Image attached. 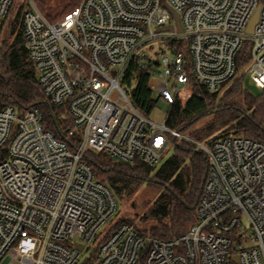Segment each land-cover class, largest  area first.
I'll list each match as a JSON object with an SVG mask.
<instances>
[{
  "label": "built area",
  "instance_id": "2783aa9c",
  "mask_svg": "<svg viewBox=\"0 0 264 264\" xmlns=\"http://www.w3.org/2000/svg\"><path fill=\"white\" fill-rule=\"evenodd\" d=\"M14 2L0 0V38ZM20 11L38 82L71 117L68 135L78 140L71 148L46 130L38 107L21 117L13 105L0 107V264H264V143L233 134L190 140L143 114L122 85L138 48L169 35L187 53L170 46L153 65L151 79H168L150 85L155 98L189 97L190 74L219 90L234 79L246 43L247 71L264 88V0H81L56 21L33 0ZM168 26L175 30L159 31ZM171 138L208 159L196 222L171 239L117 225V197L88 152L157 166Z\"/></svg>",
  "mask_w": 264,
  "mask_h": 264
},
{
  "label": "trees",
  "instance_id": "16d2710c",
  "mask_svg": "<svg viewBox=\"0 0 264 264\" xmlns=\"http://www.w3.org/2000/svg\"><path fill=\"white\" fill-rule=\"evenodd\" d=\"M42 13L56 21L79 5L81 0H68L55 15L46 12L45 3L35 0ZM21 11L8 35L0 38V107L13 105L19 110L38 107L42 113L43 127L56 138L75 147L77 137L68 135L73 126L71 117L62 107L55 106L45 95L38 82L37 73L29 57L23 38ZM4 34V33H3ZM3 36V35H2ZM2 40V41H1ZM171 47L186 54L185 42H172ZM250 47L246 43L236 57V75L217 91H209L190 74L189 97L178 95L170 107L166 123L181 133L201 118L210 119L194 136L204 143L229 134L244 136L264 143V88L260 96L246 86V72L250 63ZM142 58L131 60L122 80L133 104L143 114L154 109L157 98L150 89L152 67L158 61H148L142 66ZM173 154L160 166H151L139 160L128 163L108 157L104 153L88 152L87 158L96 176L102 180L118 199L134 194L149 179L161 188L154 198L144 220H151L143 233L161 239L178 237L189 230L197 220V206L203 194L209 163L205 154L185 140H174ZM138 222L120 217L117 225Z\"/></svg>",
  "mask_w": 264,
  "mask_h": 264
},
{
  "label": "rangeland",
  "instance_id": "374dc122",
  "mask_svg": "<svg viewBox=\"0 0 264 264\" xmlns=\"http://www.w3.org/2000/svg\"><path fill=\"white\" fill-rule=\"evenodd\" d=\"M45 3L46 12H50L51 15L55 16L63 6L68 2V0H42ZM33 2L36 4L35 0ZM30 0H15L11 11L9 13L8 18L6 19L4 34L2 36V40L8 35L10 28L16 22V16L20 11L21 7H24V10L27 9ZM37 6V4H36ZM38 7V6H37ZM39 8V7H38ZM40 9V8H39ZM66 14V13H65ZM60 19V18H59ZM1 40V41H2ZM173 38L169 35H162L159 39H155L149 41L146 44H143L141 47L138 48L137 54L143 59V61H160L162 59V55L164 53L168 54V48L171 46ZM162 70V65L158 69ZM246 86L247 88L256 96H260L262 92V88L257 87L251 81L250 72H246ZM167 78H160L157 74L153 76L151 79L150 85L153 88H156L160 82H166ZM169 103L164 101L163 99L157 98V103L152 110V112L146 115L151 120L164 123L166 122L167 113L169 110ZM23 114V110H17V116L21 117ZM210 119L209 116H205L201 118L198 122H196L193 126L187 128L183 131V135L193 141H200L197 140L194 136V132L197 131L200 127H202L208 120ZM188 140V141H190ZM191 142V141H190ZM175 146L173 138L170 139L169 147L165 151L162 160L158 163L160 166L167 158H169L173 154V147ZM161 188L154 180H148L147 182L143 183L139 186L138 190L132 194L127 195L121 199L117 198V210L114 216V220H117L120 217L128 218L134 220L139 223V225L143 227H149L153 221L151 220H144V216L147 214L154 198L158 194Z\"/></svg>",
  "mask_w": 264,
  "mask_h": 264
},
{
  "label": "water",
  "instance_id": "95a60500",
  "mask_svg": "<svg viewBox=\"0 0 264 264\" xmlns=\"http://www.w3.org/2000/svg\"><path fill=\"white\" fill-rule=\"evenodd\" d=\"M259 10H260V5L258 6L253 18L251 19L248 28H247V32L248 33H252L254 30V25L258 20V15H259ZM171 11L173 12L175 19H176V23H177V32L182 33L183 32V27L180 23V18L179 15L173 10L171 9ZM174 26H168V27H164V28H160L159 31H174ZM95 153H97L96 150H94Z\"/></svg>",
  "mask_w": 264,
  "mask_h": 264
}]
</instances>
